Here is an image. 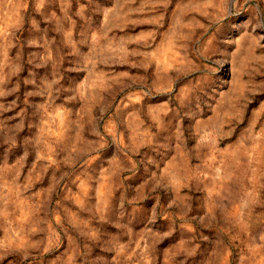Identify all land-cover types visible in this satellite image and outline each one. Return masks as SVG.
<instances>
[{
  "label": "rangeland",
  "instance_id": "374dc122",
  "mask_svg": "<svg viewBox=\"0 0 264 264\" xmlns=\"http://www.w3.org/2000/svg\"><path fill=\"white\" fill-rule=\"evenodd\" d=\"M0 264H264V0H0Z\"/></svg>",
  "mask_w": 264,
  "mask_h": 264
}]
</instances>
